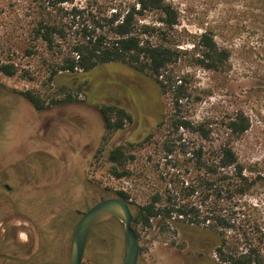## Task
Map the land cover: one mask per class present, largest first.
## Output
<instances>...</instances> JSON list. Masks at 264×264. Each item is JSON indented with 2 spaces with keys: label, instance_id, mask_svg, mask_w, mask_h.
I'll list each match as a JSON object with an SVG mask.
<instances>
[{
  "label": "rangeland",
  "instance_id": "obj_1",
  "mask_svg": "<svg viewBox=\"0 0 264 264\" xmlns=\"http://www.w3.org/2000/svg\"><path fill=\"white\" fill-rule=\"evenodd\" d=\"M71 1L66 6L93 5L102 10L129 2ZM170 1L179 12L171 34L187 51L178 62L181 75H188L189 87L181 112L195 120L210 119L215 127L238 111L249 117V129L234 146L249 173L259 177L253 200L264 215V0ZM37 11L32 0H0L2 49L33 75L29 78L22 70L14 76L0 74V182L3 187L6 182L16 187L12 196L2 198L8 210L0 227H19L17 250L3 249L0 239V264H69L82 212L103 198L115 197L114 190L131 186V179L111 174L106 152L127 145L137 157L133 166L155 177L148 156L159 159L164 135L182 133L174 135L167 126L154 143L141 144L147 133L157 130L161 108L168 111L171 99L161 95L150 77L128 65L110 62L80 77L61 74L49 79L43 60L24 57L21 47L31 36ZM205 31L229 51L225 70L198 65L194 43ZM27 90L41 97L43 110L29 101ZM70 94L77 100L66 101ZM105 103L121 105L132 117L111 138L105 136L98 107ZM177 158L181 163L184 156ZM167 170L180 178L185 167L170 164ZM11 198L17 201L12 203ZM203 232L177 226L162 230L156 223L140 227L138 264H209L215 255L209 250V234ZM124 260L123 226L117 219L106 220L92 231L82 264H123Z\"/></svg>",
  "mask_w": 264,
  "mask_h": 264
},
{
  "label": "trees",
  "instance_id": "obj_2",
  "mask_svg": "<svg viewBox=\"0 0 264 264\" xmlns=\"http://www.w3.org/2000/svg\"><path fill=\"white\" fill-rule=\"evenodd\" d=\"M32 1L38 7L36 20L31 36L21 47L24 57L43 60L49 79L61 74L80 77L99 65L120 62L150 77L161 95L171 99L168 111L161 108L157 130L140 141L154 143L158 132L167 126L173 128L174 135L182 130L178 137L164 135L159 159L148 156L155 177L133 166L137 157L127 145H117L106 152L111 174L117 179H131V186L114 192L115 197L131 205L137 236L140 227L154 223L162 230L172 226L191 228L209 234V250L215 255L209 264H264V215L253 200L259 177L249 173L234 146L235 140L249 129L250 119L238 111L215 127L210 119L195 120L182 114L189 87L188 75H181L178 62L187 51L171 34L179 20L175 5L170 0H129L122 7L102 10L93 5L66 6L71 0ZM197 38L193 55L198 65L213 71L225 70L229 51L220 47L208 31ZM21 70L33 78L11 53L2 49L0 39V74L14 76ZM25 96L37 110L45 108L33 90L25 91ZM65 100L77 99L70 94ZM98 107L106 138L123 129L132 118L118 104ZM185 133L192 137H185ZM178 154L184 156L181 163L178 158L174 160ZM173 161L179 163L175 165ZM170 164L185 167L182 177L167 170ZM15 200L11 198L12 203ZM7 210L0 203V218ZM17 233L15 224L0 227L3 249L17 250Z\"/></svg>",
  "mask_w": 264,
  "mask_h": 264
},
{
  "label": "water",
  "instance_id": "obj_3",
  "mask_svg": "<svg viewBox=\"0 0 264 264\" xmlns=\"http://www.w3.org/2000/svg\"><path fill=\"white\" fill-rule=\"evenodd\" d=\"M109 219L119 220L124 229L125 260L123 264H138L140 244L132 225L134 213L131 205L122 197L103 198L82 212L74 230L69 264L83 263L91 232L97 225Z\"/></svg>",
  "mask_w": 264,
  "mask_h": 264
},
{
  "label": "flooded vegetation",
  "instance_id": "obj_4",
  "mask_svg": "<svg viewBox=\"0 0 264 264\" xmlns=\"http://www.w3.org/2000/svg\"><path fill=\"white\" fill-rule=\"evenodd\" d=\"M3 183H2V181L0 182V186H1V188L3 187V185H2ZM4 189V194H2V193H0V203L1 204H3L4 205V203H3V201H2V198L3 197H9V195H10V193H12V192H15L16 191V187H14L13 185H11L10 183H5V185H4V187H3ZM10 196H12V195H10ZM17 200H15L14 202H16ZM19 228V227H18ZM96 228V227H95ZM94 230V229H93ZM92 233V232H91ZM91 235V234H90Z\"/></svg>",
  "mask_w": 264,
  "mask_h": 264
}]
</instances>
